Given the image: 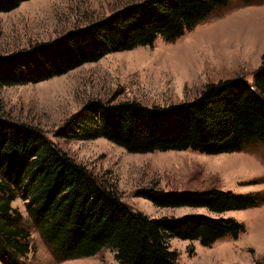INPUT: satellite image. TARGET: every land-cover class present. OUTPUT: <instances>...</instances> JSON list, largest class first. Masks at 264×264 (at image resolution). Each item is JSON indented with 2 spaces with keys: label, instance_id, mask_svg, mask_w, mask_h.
I'll return each mask as SVG.
<instances>
[{
  "label": "trees",
  "instance_id": "trees-1",
  "mask_svg": "<svg viewBox=\"0 0 264 264\" xmlns=\"http://www.w3.org/2000/svg\"><path fill=\"white\" fill-rule=\"evenodd\" d=\"M29 0H0L7 13ZM233 0H142L52 41L0 55V90L60 77L107 54L172 42ZM248 2L250 0H239ZM63 140L104 139L129 154L191 151L205 156L264 144V61L251 82L235 76L207 84L190 102L165 107L137 102H87L58 131ZM16 190L28 217L58 261L109 249L117 264H178L168 241L208 247L237 239L244 225L226 213L260 207L264 192L143 189L136 196L157 208L203 213L148 218L133 211L112 187L98 182L38 129L0 121V264H19L29 252L26 230L11 203ZM264 263V260H263ZM259 264V263H255Z\"/></svg>",
  "mask_w": 264,
  "mask_h": 264
},
{
  "label": "rangeland",
  "instance_id": "rangeland-1",
  "mask_svg": "<svg viewBox=\"0 0 264 264\" xmlns=\"http://www.w3.org/2000/svg\"><path fill=\"white\" fill-rule=\"evenodd\" d=\"M142 0H29L0 13V55L55 40ZM264 61V0H233L180 38H158L151 47L110 53L60 77L0 90V121L40 130L60 152L112 187L133 211L148 218L179 217L202 210L157 208L136 196L143 189L234 193L264 192V144L242 152L205 156L191 151L129 154L104 139L63 140V123L90 101L137 102L165 107L197 98L207 84L243 76L251 82ZM223 156V157H222ZM222 157V158H221ZM13 226L26 230L29 252L19 264H117L109 249L91 257L58 261L30 221L16 190ZM244 225L237 239L203 247L170 239L178 264H264V203L226 213Z\"/></svg>",
  "mask_w": 264,
  "mask_h": 264
},
{
  "label": "water",
  "instance_id": "water-1",
  "mask_svg": "<svg viewBox=\"0 0 264 264\" xmlns=\"http://www.w3.org/2000/svg\"><path fill=\"white\" fill-rule=\"evenodd\" d=\"M138 192H140V190Z\"/></svg>",
  "mask_w": 264,
  "mask_h": 264
},
{
  "label": "bare ground",
  "instance_id": "bare-ground-1",
  "mask_svg": "<svg viewBox=\"0 0 264 264\" xmlns=\"http://www.w3.org/2000/svg\"><path fill=\"white\" fill-rule=\"evenodd\" d=\"M222 157H223V156H222ZM222 157H221V158H222Z\"/></svg>",
  "mask_w": 264,
  "mask_h": 264
}]
</instances>
